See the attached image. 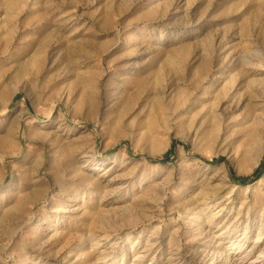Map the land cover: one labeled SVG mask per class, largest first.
Instances as JSON below:
<instances>
[{
  "label": "rangeland",
  "instance_id": "1",
  "mask_svg": "<svg viewBox=\"0 0 264 264\" xmlns=\"http://www.w3.org/2000/svg\"><path fill=\"white\" fill-rule=\"evenodd\" d=\"M0 264H264V0H0Z\"/></svg>",
  "mask_w": 264,
  "mask_h": 264
},
{
  "label": "bare ground",
  "instance_id": "2",
  "mask_svg": "<svg viewBox=\"0 0 264 264\" xmlns=\"http://www.w3.org/2000/svg\"><path fill=\"white\" fill-rule=\"evenodd\" d=\"M137 38V36H134V39H136ZM257 241V240H256Z\"/></svg>",
  "mask_w": 264,
  "mask_h": 264
}]
</instances>
